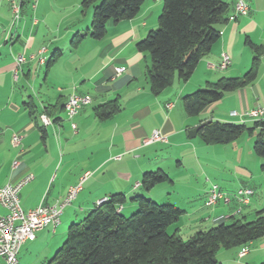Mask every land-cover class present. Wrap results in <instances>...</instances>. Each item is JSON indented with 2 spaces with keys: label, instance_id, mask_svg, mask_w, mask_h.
Returning a JSON list of instances; mask_svg holds the SVG:
<instances>
[{
  "label": "crops",
  "instance_id": "obj_1",
  "mask_svg": "<svg viewBox=\"0 0 264 264\" xmlns=\"http://www.w3.org/2000/svg\"><path fill=\"white\" fill-rule=\"evenodd\" d=\"M223 1L229 11L226 22L218 27L217 43L186 83L175 79L171 87L153 96L145 76L148 57L139 54L135 44L157 25L161 1H146L135 18L109 26L103 39L86 38L72 48V37L90 27L91 18L80 19L82 0H28L14 25L11 5L0 0V188L33 174V181L19 192L21 208L26 212L41 203L52 205L61 200L69 187L87 175L76 199L63 210L56 229L39 230L34 240L21 245L18 259L22 264L32 259L20 258L23 248L48 249L52 246L49 237H62L66 228L113 194L121 193L127 200L139 195L177 207L183 214L170 228L179 236L184 227L204 231L234 220L251 222L258 213L264 214V190L258 192L252 183L263 177V161L245 146L252 138L243 135L228 145L207 146L196 139L197 134L192 139L187 134L210 121L240 124L244 120L251 124L244 113L264 106L263 54L253 84L227 93L197 117L188 118L183 111L181 99L185 95L206 83L244 75L253 57L246 38L254 45L264 44V0H245L248 15L234 20L230 17L236 0ZM17 2L21 4V0ZM42 47L46 49L44 61L30 60ZM223 52L229 56L230 65L219 71L216 67ZM19 56L26 59L24 64H17ZM116 68L124 71L115 75ZM71 94L91 99L72 121L64 110ZM225 98L229 104L222 108ZM114 100L121 110L98 121L93 109ZM42 115L50 120L49 125L42 123ZM153 131H159L166 142L144 146L143 139ZM13 135L21 136L16 147L10 142ZM13 162L19 165L13 168ZM156 170L166 173L171 183L143 188V175ZM180 183L184 184L182 190ZM211 184L228 194L250 189L249 203L234 216V199L230 205L220 202L207 207ZM136 209V203L129 201L120 212L126 217ZM5 214L0 207V215ZM216 258L220 264H262L264 237L243 247L219 250Z\"/></svg>",
  "mask_w": 264,
  "mask_h": 264
},
{
  "label": "trees",
  "instance_id": "obj_2",
  "mask_svg": "<svg viewBox=\"0 0 264 264\" xmlns=\"http://www.w3.org/2000/svg\"><path fill=\"white\" fill-rule=\"evenodd\" d=\"M147 0H83L81 7L92 9L88 30L76 33L70 42L77 48L83 40H101L107 28L135 18ZM161 13L156 30H150L135 44L139 54L146 55L149 65L145 76L149 91L160 95L174 80L186 83L199 61L219 40L218 27L226 22L229 6L223 0H160ZM28 0H21L20 12ZM245 44L253 53L251 66L241 78H221L182 97V108L188 118L197 117L208 107L221 101L229 92L254 83L257 78L264 44ZM53 60H50V63ZM117 100L94 109L99 121L120 111ZM254 138L255 157H264V119L247 123L210 121L197 132L205 145H228L241 136ZM264 174V164L260 166ZM171 183L161 170L143 175L141 185L150 190L156 185ZM126 197L113 194L90 210L82 220L72 223L65 240L47 264H220L219 250L246 246L264 237V214L258 213L251 222L234 220L198 231L183 240L168 233L183 211L171 204L158 205L135 195L137 211L128 217L121 214ZM264 264V262L262 263Z\"/></svg>",
  "mask_w": 264,
  "mask_h": 264
},
{
  "label": "built area",
  "instance_id": "obj_3",
  "mask_svg": "<svg viewBox=\"0 0 264 264\" xmlns=\"http://www.w3.org/2000/svg\"><path fill=\"white\" fill-rule=\"evenodd\" d=\"M10 5L13 13L12 24H16L20 19V4L17 0H6ZM160 1V0H156ZM249 7L245 0H236L234 3L233 15L230 20L238 17L247 16ZM46 49L42 47L37 55L30 56V60L43 58ZM37 56V57H36ZM220 64L216 67L217 70L223 71L230 65V58L226 53H221ZM18 65L24 64L26 59L19 56L16 59ZM124 71L123 68H116L115 75H120ZM91 99L88 95L71 94L64 106L65 114L68 120H73L82 107L88 105ZM171 105H166L169 108ZM236 115V113H231ZM244 117L251 121H258L264 119V106L258 107L245 113ZM43 124L49 125L50 120L42 115ZM243 123L245 121L243 120ZM71 129L75 131L76 126L71 123ZM21 136L13 135L11 137V145L16 147L20 144ZM166 142L159 131H153L148 138L143 139L144 146L157 143ZM19 165L18 162H13V168ZM87 175H84L77 184L69 187L66 195L59 201L52 205L41 203L33 210L23 211L20 205L19 192L20 190L31 183L34 179L33 174H26L15 184H6L0 188V207L6 211V214L0 215V259L2 264H22L18 259V253L21 245L26 241H32L35 238V232L44 228L50 227L52 231L60 224V216L63 210L69 207L76 199L78 193L82 189V184ZM252 195V190L241 188L232 194H228L221 190L217 185L211 184L206 198V206L213 207L218 203L223 205H230L232 199L237 203V208L232 213V216L240 214L242 207L249 203V198ZM244 252L241 253V256Z\"/></svg>",
  "mask_w": 264,
  "mask_h": 264
},
{
  "label": "rangeland",
  "instance_id": "obj_4",
  "mask_svg": "<svg viewBox=\"0 0 264 264\" xmlns=\"http://www.w3.org/2000/svg\"><path fill=\"white\" fill-rule=\"evenodd\" d=\"M34 1V0H33ZM83 1V0H82ZM148 1V0H147ZM82 3V2H81ZM161 8H162V2H161ZM80 6H81V4H80ZM80 14H81V16H80V19L81 20H83V21H88V18H91V14H92V9L91 8H89V9H84L83 10V8L81 7V9H80ZM86 14V15H85ZM159 16V15H158ZM156 28H157V25H155L154 27H153V29H151V30H156ZM251 61H252V59H251ZM250 66H251V63H250V65H249V68H250ZM249 68L248 69H246V71H245V73L249 70ZM44 71H45V69L44 68H42V71H41V74H40V78L41 77H43V75H44ZM245 73H243V74H245ZM242 74V75H243ZM42 79V78H41ZM227 94H225L224 96H226ZM228 100L229 99H227V98H225L224 100H223V107L222 108H224L225 106H227L228 104H229V102H228ZM109 103V102H108ZM96 108H98V106H96L94 109H96ZM94 109H93V111H94ZM244 115H245V113H244ZM96 117V116H95ZM96 119L99 121V119L96 117ZM150 136V135H149ZM148 136V137H149ZM148 137H146V138H148ZM246 137H248V136H245V139H247ZM145 139V138H144ZM197 140L199 139L198 137L196 138ZM253 141H254V138L253 139H251V142H247V144L245 145V146H249L250 147V149L252 150V146H253ZM245 146H244V148H245ZM245 153V156H247V152H244ZM232 156H233V154H232ZM244 156V159L246 160V157ZM227 158L229 159V154L227 155ZM262 161H263V163H262V165L264 164V157L262 158ZM165 170H167V169H165ZM184 174H181L180 175V178L181 177H183L184 178V176H183ZM263 175V177H261L260 179H256V180H254V181H252V183L255 185V189L258 191V192H263V190H264V174H262ZM82 177V176H81ZM182 178V179H183ZM79 182V181H78ZM77 182V183H78ZM76 183V184H77ZM199 183L202 185V182H198V185H199ZM158 186V185H157ZM183 186H184V184L183 183H180V186H179V188L182 190L183 189ZM199 187V186H198ZM102 201V200H101ZM126 202H129V200H127ZM156 204H158V205H163L162 203H156ZM136 211H137V209H136ZM135 211V212H136ZM134 212V213H135ZM133 214V213H132ZM131 214H129V215H127L126 217H128V216H130ZM86 216V215H85ZM84 218V216L83 217H81V219L80 220H82ZM79 220V221H80ZM79 221H77V222H79ZM217 226V225H216ZM187 228H189V227H187ZM187 228H182V231H181V233H179L180 234V237L183 239V240H187V239H189V238H191V237H193L197 232H196V229H193L192 228V230H189V229H187ZM211 228V227H210ZM209 229V228H208ZM204 230H207V229H204ZM66 231H67V228H66V230H65V233H64V235L62 236V237H60L59 236V234H57V236L56 237H49V240L50 241H52V246H50L48 249H40V247L39 248H37L36 250H34V249H30L29 247L28 248H23L22 249V251H21V255H20V258H21V256H25V257H28V258H32L31 259V262H29V264H41L42 262H46V263H48V261H50L53 257H54V254H55V252H56V250L58 249V248H60V246L62 245V243L64 242V240H65V234H66ZM169 234L170 233H172V229L171 228H168V231H167ZM37 243H38V241H37Z\"/></svg>",
  "mask_w": 264,
  "mask_h": 264
},
{
  "label": "water",
  "instance_id": "obj_5",
  "mask_svg": "<svg viewBox=\"0 0 264 264\" xmlns=\"http://www.w3.org/2000/svg\"><path fill=\"white\" fill-rule=\"evenodd\" d=\"M208 123H209V122L202 123V124H200L199 126H197V127L193 128V129L189 130L188 133H187V134H188V137H189L190 139L195 138V137H196V134H197V132H198V130H199L201 127H203L204 125L208 124Z\"/></svg>",
  "mask_w": 264,
  "mask_h": 264
},
{
  "label": "bare ground",
  "instance_id": "obj_6",
  "mask_svg": "<svg viewBox=\"0 0 264 264\" xmlns=\"http://www.w3.org/2000/svg\"><path fill=\"white\" fill-rule=\"evenodd\" d=\"M40 62H43L44 61V57L43 58H40V60H39ZM40 119H41V121H42V123H43V119H42V116L40 117ZM103 202V200L102 201H100V202H98V204H100V203H102Z\"/></svg>",
  "mask_w": 264,
  "mask_h": 264
}]
</instances>
